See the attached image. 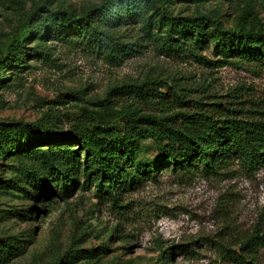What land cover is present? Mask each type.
<instances>
[{
  "label": "trees",
  "instance_id": "16d2710c",
  "mask_svg": "<svg viewBox=\"0 0 264 264\" xmlns=\"http://www.w3.org/2000/svg\"><path fill=\"white\" fill-rule=\"evenodd\" d=\"M48 1L35 4L9 35L0 54V87L28 69L31 59L50 57L38 46L31 49L32 42L51 40L121 65L144 47L117 34L128 26H139L165 57L264 71V22L252 19L264 0H218L244 5L234 28L226 27L220 16L169 12L176 1L210 0H102L80 13L46 7ZM210 46L215 60L203 55ZM67 97L79 99L74 92ZM86 104L67 129L46 117L0 123V190L21 193L40 213L53 195L70 197L77 188L91 191L99 202L120 205L125 195L157 183L164 174L186 182L236 166L247 172L264 166V112L234 108L243 102L220 97L207 104L180 94L166 81L145 80L113 87L104 98ZM15 159H28L34 167L8 179L2 165ZM16 244L0 238V254L14 256ZM236 248L221 251L235 264H260L264 227L255 226ZM170 250H163L156 264H172L175 249Z\"/></svg>",
  "mask_w": 264,
  "mask_h": 264
},
{
  "label": "rangeland",
  "instance_id": "374dc122",
  "mask_svg": "<svg viewBox=\"0 0 264 264\" xmlns=\"http://www.w3.org/2000/svg\"><path fill=\"white\" fill-rule=\"evenodd\" d=\"M101 1L49 0L45 6L80 13ZM41 2L0 0V54L9 35ZM243 7L218 0L176 1L169 12L220 16L226 27L234 28ZM255 13L252 19L264 22V5L256 6ZM139 29L117 31L126 36V43L139 41L144 46L117 66L73 46L32 42L31 49L38 46L50 57L31 59L28 69L0 87V123L46 117L67 129L86 102L104 98L113 87L145 80L166 81L180 94L207 104L222 97L224 102L244 103L235 109L264 112V71L162 56ZM203 55L216 59L211 46ZM71 92L79 99L68 98ZM32 167L28 159H15L1 169L10 179ZM21 196L0 190V238L15 239L18 248L14 256L0 254V264H156L160 253L172 248V264H235L221 248L237 251V244L255 226L264 227V166L255 172L236 166L209 179L186 182L164 174L157 183L125 195L120 205L99 202L91 191L77 188L70 197L53 195L45 203L46 212L38 213L37 204Z\"/></svg>",
  "mask_w": 264,
  "mask_h": 264
}]
</instances>
